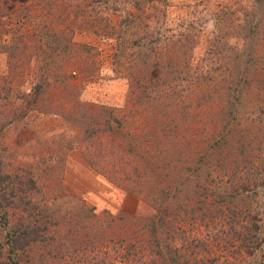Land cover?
<instances>
[{
  "label": "trees",
  "instance_id": "trees-1",
  "mask_svg": "<svg viewBox=\"0 0 264 264\" xmlns=\"http://www.w3.org/2000/svg\"><path fill=\"white\" fill-rule=\"evenodd\" d=\"M257 1L254 8L258 10L245 9L226 25L231 29L219 38L222 50L206 51L208 56L204 57L196 55L199 32L206 26L201 19H187L183 31L164 38V44L159 36H153L154 30L149 37L137 29L134 34L139 39L130 40L133 33L126 35L128 31L123 30L121 35L122 29L110 26L113 30L104 36L114 41L112 79H123L131 86L122 104L86 101L81 96L82 89H73L78 87L79 72L67 69L66 60L77 27L52 25L44 30L39 24L36 27V22L13 27L12 21L1 20L8 3L4 6L0 1V51L25 52L28 45H34L37 51L17 61L37 57L39 69L43 70L31 72L25 91L12 84L1 86L0 105L1 98L11 101L1 113L0 129L26 117L54 87L63 92L65 100L74 94V106L69 111L50 106L43 110L70 119L82 129V139L68 146L61 144L57 148L60 154L54 153L50 159L65 167L69 151L85 147L86 160L96 171L151 209L142 216L99 212L81 198L70 208L66 202L59 205L54 199L68 193L63 186L64 167L59 175L62 182L57 183L63 195L45 197L48 190H42L32 172H12L8 168L0 136V264H216L221 263L217 254L223 249L247 255L261 249L264 168H260V158L250 154L253 139L241 141V152L248 159L242 155L241 159L234 158L232 140L229 135L224 140L222 130L224 123L244 112L247 103L256 105L252 109L255 114H249L251 121L264 122V0ZM65 2L68 13L77 16L81 1ZM222 10H228L226 3L219 12ZM48 16V20L53 18ZM27 17L33 21L30 10ZM226 27L222 23L217 29L222 33ZM16 29L21 30V37L11 38L10 42L7 33ZM230 37L243 39V46L229 45ZM41 42L48 46L43 49ZM41 50L53 55L46 57ZM52 64L57 66L56 72L48 68ZM96 64L94 57L91 74ZM91 74L86 78L91 79ZM220 104L221 127L210 131L198 125L201 131L196 134L197 125H189L195 122L192 112L205 106L214 111ZM242 137L245 140L243 132ZM241 169L245 175L240 174ZM37 192L44 195L43 199L35 200ZM217 205L229 207V213H218L224 214L220 223L214 219ZM207 217L214 226L221 227L215 233L217 241L212 239L213 233L210 238L204 236L209 245L190 228V219L205 221ZM224 234H232L231 239ZM228 242L231 247H222ZM112 243H119V247H111ZM89 247L96 251L92 263H88L89 254L85 255ZM100 250L104 252L101 261ZM115 259L119 260L115 263Z\"/></svg>",
  "mask_w": 264,
  "mask_h": 264
},
{
  "label": "rangeland",
  "instance_id": "rangeland-1",
  "mask_svg": "<svg viewBox=\"0 0 264 264\" xmlns=\"http://www.w3.org/2000/svg\"><path fill=\"white\" fill-rule=\"evenodd\" d=\"M0 1H2V5L8 3L6 9L3 10L5 17L1 20L12 21L13 27H18L23 22H36L37 25L35 26L37 27L39 24L44 30L51 29L52 25H55V28L57 25H60V28L68 25L77 27V33L73 38L74 44L70 50L71 54H69L66 60L67 69L79 72V81L74 80L78 83V87H73V89L76 91L82 89L81 96L86 101L112 102L115 104H122L124 102V95L128 87L130 88L131 86L130 83H127L123 79H112L114 77V73L112 72L114 59L112 53L115 52V48L113 47L114 41L112 42V40L106 39L104 36L106 31L113 30L110 26L116 25L118 31L122 29L120 30L121 35L123 30L128 31L126 35L129 32L133 33V35H130V40L139 39L134 34L135 31H138L137 29L140 30L141 35L146 33L145 35L149 37L154 30L155 34L153 36H159L162 41L161 44H164L166 41L164 38L183 31V25L187 23V19L195 21L201 19L202 21H206V24H203L206 26H203V30L199 32V46L196 55L197 57H204L208 56L206 51L210 53L214 49L222 50L221 45H218L222 44V42H219V38L224 37V31L229 33L231 29L229 26L226 27V25H229L234 17L240 16L245 9H247V12L255 10L254 6L258 3L257 0H75L76 3L77 1H81L82 4L78 5L79 8L76 9L77 16H74L73 12L68 13L70 10L66 6L65 0ZM224 3L228 5V10L219 12ZM69 5L71 8L73 7V5ZM206 9L209 10L208 13L205 12ZM29 10L33 21H30L27 17ZM67 13L72 16L68 17ZM48 14L53 18L48 20ZM210 14L211 16L209 17L208 15ZM219 16L222 18H218ZM222 23L225 24L226 28H223V32L220 33L217 26ZM29 26L34 27V25ZM7 36L5 37L11 42V38L21 37V30H13L7 33ZM228 43L229 45L232 43V45L239 47L243 46L244 41L241 38L230 37ZM42 45L43 49L48 46L45 43H42ZM167 45L170 46V43ZM224 45L223 48H230ZM61 47H64V43L60 44ZM89 47L94 48L89 50ZM170 48H173V46ZM25 50V52L23 50V52L18 53L15 52L16 50H9L8 52L0 51V93L1 86L9 84L14 85L16 89L21 88L25 91L26 81L31 79V74L43 71L39 69L40 64L36 60L37 57L33 60L29 57V61H22L21 59L17 61L18 57L31 55L38 48L34 45H28ZM43 53L46 57H49L48 54L51 52L45 53V51H42ZM254 56L259 57L256 54ZM94 57L97 64L94 65L95 71L91 74L90 68L92 67ZM48 68L50 71H57L55 64H52ZM87 74H91L92 78H86ZM97 76L99 77L98 80L95 78ZM101 76L102 79L100 80ZM28 85L31 86L32 83ZM55 88L52 92L50 90L49 94L45 97L44 104L38 103L37 108L31 110L26 117L15 121L4 130L0 129L2 147L5 149L2 153H4V159L7 162L8 168L12 172L18 171L22 173L27 171V174L32 172L31 175L38 178V185L42 187V190H48L49 195H45V197H51V199L63 195V192L59 191L60 188L57 186V183L62 182L59 175L61 172L63 173L64 166L57 165L56 160L50 158L53 157L54 153H59L57 148L61 144L68 146L69 142L74 143L77 138L82 139L83 137L79 134L82 129L74 121L64 119L52 111L43 112L48 106L51 109L59 108L60 111H69L74 106V94H71L65 100L63 92L61 93L59 88ZM1 100L3 104L0 105V116L3 111L8 109L7 104L10 99L1 98ZM222 106L223 104H220L214 111L210 107L205 106L201 111L195 109L196 113L192 112V119L195 122H190L189 125L192 128H195L197 125L196 134L201 131L198 125L210 131L215 129V126L221 127V116L223 113L220 112V108ZM255 106L252 103H247L244 112L241 111L236 120L224 123L222 130H224L223 132L226 135L224 140L228 135L229 139L232 140L233 146L231 150L232 157L234 158L238 157L241 159L242 155L247 160L246 153L244 155L241 152V141L247 142L253 139L252 143L254 146L250 154H256L260 158V168H264V122L257 123L256 121H251L250 116L252 115H249L250 112H253L252 109ZM190 110L194 111V108H188V111ZM2 122L3 119L0 120V125ZM242 132L245 135V140L242 137ZM79 143L81 142H76L75 144ZM65 149L62 150L63 153H65ZM85 149V147H78L69 151L66 166L64 167L65 177L63 181L65 191L68 193L67 196L54 200L59 205L66 202L68 203V208H70V204L77 203L80 200L79 198H81L88 205L96 207L99 212L109 211L114 214L123 213L137 216L148 215L151 209L147 204L140 201L135 195L125 193L119 186L110 182L90 165V162L85 157ZM245 152H248V149ZM54 162L56 164L51 168ZM240 174L245 175L246 171L241 169ZM43 196V194L37 192L33 197H36L35 200L39 201L43 199ZM64 205L67 207V204ZM228 208L226 205L223 207L217 205L214 208L213 211L216 214L214 218L215 223H220L224 215H218V213L222 210L229 213ZM193 220L190 219L191 224L193 223L190 227L191 231L194 230L193 233H197L202 241L209 245L204 240V236L210 238L212 233V239H214V242L217 241L218 235H215V233L221 227L214 226L208 217L205 221L197 219V221L192 222ZM206 222L210 223L209 227ZM224 236L227 239H231L232 234H224ZM230 244L231 242H228V244L223 243L222 247H231L232 245ZM113 246L119 247V243H112L111 247ZM223 250H221L223 252H218L217 254L221 263L218 262L216 264H264V244L261 249L255 251L254 255L244 254L238 248V253H233L232 250ZM104 251L108 252V248L107 250L104 249ZM85 252V255L89 254L88 263H92L93 258L96 257V251H94L93 247H89ZM99 253H101L99 254V258H103V250H100ZM145 258H148V255H145ZM114 261L115 263L117 262L116 259ZM54 263H57V261ZM117 263L121 264L119 261Z\"/></svg>",
  "mask_w": 264,
  "mask_h": 264
}]
</instances>
